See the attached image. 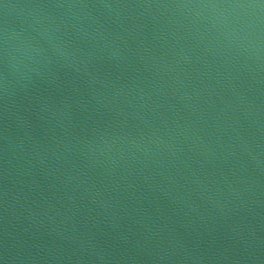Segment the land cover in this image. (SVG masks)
Masks as SVG:
<instances>
[{
    "label": "water",
    "instance_id": "1",
    "mask_svg": "<svg viewBox=\"0 0 264 264\" xmlns=\"http://www.w3.org/2000/svg\"><path fill=\"white\" fill-rule=\"evenodd\" d=\"M211 264H264V0H0Z\"/></svg>",
    "mask_w": 264,
    "mask_h": 264
}]
</instances>
